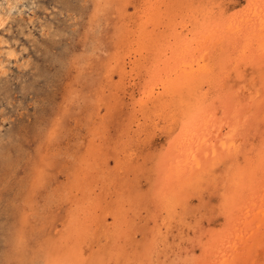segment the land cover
<instances>
[{
	"label": "rangeland",
	"instance_id": "374dc122",
	"mask_svg": "<svg viewBox=\"0 0 264 264\" xmlns=\"http://www.w3.org/2000/svg\"><path fill=\"white\" fill-rule=\"evenodd\" d=\"M197 1L183 0L190 4L187 7ZM203 1L212 5L210 0ZM215 2L217 9L231 14L247 0ZM148 5V0H115L104 13V0H0V264H48V256L59 260L63 247L78 241L82 250L72 264L86 257L91 258L85 264H94L96 255L105 256L103 264H126L116 261V252L108 255L118 244L124 253L136 246L143 253L140 248L154 225L149 210H158L154 199L161 183L154 171L155 155L167 131H173L171 138L179 140L176 131L184 124L168 115L145 116L140 124L135 121L134 101L141 98V87H146L150 72L147 68L131 73L130 61L138 53L129 51L132 38L127 29L139 26ZM175 8L178 21L179 13L182 17L189 12L178 5ZM120 62H126L124 72ZM180 121L181 126L177 125ZM152 130L156 134L146 133ZM119 159L123 164H118ZM87 162L92 165L87 167ZM207 193L209 205L200 206L201 214L207 213L203 214L205 224L217 213L211 205L216 194L210 189ZM89 194L91 202L86 198ZM131 194L142 201L140 212L128 216V201L133 204L136 200L128 198ZM192 195L199 203L198 194ZM120 213L124 216L119 221ZM215 217L212 228L222 222ZM114 227L124 233L121 237L114 234L108 241L105 232ZM198 247L197 243L190 245L188 250L193 253L189 255L200 254ZM176 262L182 264L180 259Z\"/></svg>",
	"mask_w": 264,
	"mask_h": 264
},
{
	"label": "bare ground",
	"instance_id": "6f19581e",
	"mask_svg": "<svg viewBox=\"0 0 264 264\" xmlns=\"http://www.w3.org/2000/svg\"><path fill=\"white\" fill-rule=\"evenodd\" d=\"M198 1L193 7H187L190 4L185 5L183 0H148L149 5L140 15V23L137 20L139 26L127 29L132 38L129 51L138 53L131 58V73L147 68L150 72L149 82L146 87H141V98L134 101L137 102V107H133L135 121L140 124V119L145 116L168 115L170 120L179 119L184 124L180 121L181 124H177L182 125L180 131L175 129L178 134L180 132L179 140L171 138L173 131H167L166 140L155 155L154 171L161 184L160 190H154L158 210H149L154 225L150 228L151 235L140 248L144 251L140 255L139 246H136L132 252L126 250L124 253L118 244L115 246L117 249L108 254L116 252L120 259L116 258L117 262L130 264L134 260L133 264H178L176 261L180 259L182 264H264V0H247L242 9L231 14L224 8L217 9L215 0L209 1L212 5ZM104 2V13H107L110 10L107 7L110 8L115 0ZM177 5L189 11L182 17L179 13V21L175 12ZM122 31H125V25ZM127 34L121 35L126 37ZM121 63L120 69L123 68L124 72L126 62ZM148 63L151 65L147 66ZM148 132L156 134L153 130ZM117 162L123 164L120 159ZM90 165L92 163L87 167ZM84 173L88 175V172ZM209 189L214 191V196L216 194L218 205H214L215 201L211 204L217 213H210L212 216L205 224L203 214L207 213L201 214L200 206L209 205L210 199H206ZM195 193L200 197L199 203L191 198ZM132 194L128 198L133 196L136 199ZM87 196L91 202L93 198L90 194ZM210 198L214 199L212 195ZM141 201V197L133 204L128 201V210L131 211L125 213L129 216L131 212H140ZM117 216L119 220L124 214ZM214 217L222 218V222L212 228ZM107 231L105 239L108 241L114 234L124 233L119 227L112 228L111 234ZM75 243L63 247L64 255L61 254L59 260L48 256V264H72V260H78L79 249L81 251L82 248L79 241ZM183 243L192 246L197 243L201 248L200 254L190 256L193 253L188 250L190 245ZM104 257L96 255L94 264H103ZM88 258L91 257L79 262L85 264Z\"/></svg>",
	"mask_w": 264,
	"mask_h": 264
}]
</instances>
